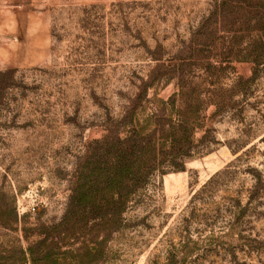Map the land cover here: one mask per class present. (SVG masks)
<instances>
[{
	"label": "rangeland",
	"instance_id": "obj_1",
	"mask_svg": "<svg viewBox=\"0 0 264 264\" xmlns=\"http://www.w3.org/2000/svg\"><path fill=\"white\" fill-rule=\"evenodd\" d=\"M0 43V264H264V0H0ZM159 121L182 169L81 188Z\"/></svg>",
	"mask_w": 264,
	"mask_h": 264
},
{
	"label": "trees",
	"instance_id": "obj_2",
	"mask_svg": "<svg viewBox=\"0 0 264 264\" xmlns=\"http://www.w3.org/2000/svg\"><path fill=\"white\" fill-rule=\"evenodd\" d=\"M151 85L152 83L145 82L142 88L146 89ZM164 128L165 124L159 121L156 129L149 135V139L140 140L138 137L141 136L142 131L132 130L131 135L123 141L115 135L111 143L105 146L101 143L104 147H101L90 173L80 178L81 188L90 189V194L102 190L112 194L123 192V196L130 197L150 180V176L156 169L161 174L168 171L164 168L182 169L195 146L190 141L181 144L172 137L168 150L157 151V148L151 144L152 138L158 132L164 133ZM171 129H178L180 132L184 129L182 121L173 125ZM87 197L82 191L78 192V201H84ZM33 250L32 247L28 248L30 253H33ZM22 254L25 253L22 252Z\"/></svg>",
	"mask_w": 264,
	"mask_h": 264
},
{
	"label": "crops",
	"instance_id": "obj_3",
	"mask_svg": "<svg viewBox=\"0 0 264 264\" xmlns=\"http://www.w3.org/2000/svg\"><path fill=\"white\" fill-rule=\"evenodd\" d=\"M0 51H1V43H0Z\"/></svg>",
	"mask_w": 264,
	"mask_h": 264
}]
</instances>
